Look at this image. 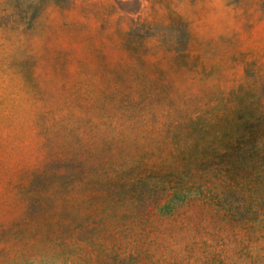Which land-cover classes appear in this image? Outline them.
Returning a JSON list of instances; mask_svg holds the SVG:
<instances>
[{
  "label": "rangeland",
  "instance_id": "rangeland-1",
  "mask_svg": "<svg viewBox=\"0 0 264 264\" xmlns=\"http://www.w3.org/2000/svg\"><path fill=\"white\" fill-rule=\"evenodd\" d=\"M0 264H264V0H0Z\"/></svg>",
  "mask_w": 264,
  "mask_h": 264
}]
</instances>
